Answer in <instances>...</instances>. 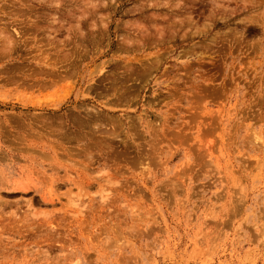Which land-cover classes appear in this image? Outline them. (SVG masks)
Instances as JSON below:
<instances>
[{"label":"rangeland","instance_id":"374dc122","mask_svg":"<svg viewBox=\"0 0 264 264\" xmlns=\"http://www.w3.org/2000/svg\"><path fill=\"white\" fill-rule=\"evenodd\" d=\"M0 264H264V0H0Z\"/></svg>","mask_w":264,"mask_h":264},{"label":"bare ground","instance_id":"6f19581e","mask_svg":"<svg viewBox=\"0 0 264 264\" xmlns=\"http://www.w3.org/2000/svg\"><path fill=\"white\" fill-rule=\"evenodd\" d=\"M54 18V17H53ZM53 20V19H52ZM56 21H57V18H56ZM59 24V23H58ZM34 32V31H33ZM17 33V32H16ZM49 73V72H48ZM138 77V76H137ZM114 88V87H113ZM81 104H83L82 102H81ZM79 105V104H78ZM75 106V105H74ZM81 107V106H80ZM82 108V107H81ZM84 109V108H83ZM74 110V109H73ZM79 110H81L80 108L78 109V111ZM86 113V112H85ZM86 115H87V113H86ZM84 116V115H83ZM72 117V116H71ZM76 117H77V115H76ZM85 117V116H84ZM91 117V116H90ZM87 118V117H86ZM92 118V117H91ZM92 121H93V118L91 119ZM91 120L90 119H86V123H87V125H89V123L91 122ZM78 121V120H77ZM80 121V120H79ZM90 121V122H89ZM82 121H80V122H77V124H79V123H81ZM113 122V121H112ZM64 123V122H63ZM83 123H84V121H83ZM111 124V123H110ZM96 126V125H95ZM102 126V125H101ZM115 126V124L112 126V127H114ZM74 127H76V126H74ZM85 127H86V124H85ZM115 127H117V126H115ZM114 129V128H113ZM99 130V129H98ZM97 130V131H98ZM96 131V130H95ZM104 131V130H103ZM110 133V132H109ZM29 134V133H28ZM101 134V133H100ZM106 134V133H105ZM65 135V134H64ZM108 135V134H107ZM72 136V135H71ZM107 138V137H106ZM81 140V139H80ZM80 145V144H79ZM87 152V151H86Z\"/></svg>","mask_w":264,"mask_h":264}]
</instances>
